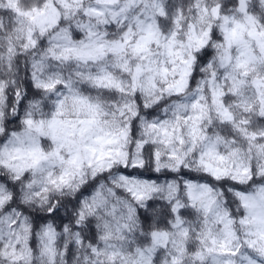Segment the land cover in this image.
<instances>
[{
	"label": "snow or ice",
	"instance_id": "6c2138e0",
	"mask_svg": "<svg viewBox=\"0 0 264 264\" xmlns=\"http://www.w3.org/2000/svg\"><path fill=\"white\" fill-rule=\"evenodd\" d=\"M0 264H264V0H0Z\"/></svg>",
	"mask_w": 264,
	"mask_h": 264
},
{
	"label": "trees",
	"instance_id": "16d2710c",
	"mask_svg": "<svg viewBox=\"0 0 264 264\" xmlns=\"http://www.w3.org/2000/svg\"><path fill=\"white\" fill-rule=\"evenodd\" d=\"M62 222H63V221H59V220H58V223H62Z\"/></svg>",
	"mask_w": 264,
	"mask_h": 264
}]
</instances>
